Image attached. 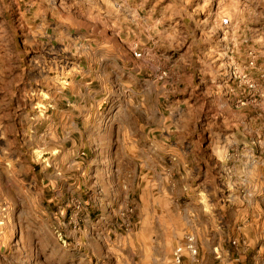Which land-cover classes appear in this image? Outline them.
Masks as SVG:
<instances>
[{"label":"rangeland","instance_id":"374dc122","mask_svg":"<svg viewBox=\"0 0 264 264\" xmlns=\"http://www.w3.org/2000/svg\"><path fill=\"white\" fill-rule=\"evenodd\" d=\"M4 143L0 264H264V0H0Z\"/></svg>","mask_w":264,"mask_h":264},{"label":"crops","instance_id":"0c3cea01","mask_svg":"<svg viewBox=\"0 0 264 264\" xmlns=\"http://www.w3.org/2000/svg\"><path fill=\"white\" fill-rule=\"evenodd\" d=\"M110 118V117H109ZM108 118V120H109ZM111 123L109 124V130H111L109 133H107V131H104V133H102L101 135V139H98V143L99 145H108V144H113L115 145V112L111 114ZM21 146H23L21 143H20ZM1 149L2 151H4L5 153H8V158H6V160H4L2 162V160L0 159V169H6L8 172L12 170V165L13 163H15V166L19 167V164H16V162H14L15 160L18 159V161H20L21 159L18 158V154L21 152L18 150L15 152V153H11V149H13V146H12V143L7 147L5 148V143L1 146ZM34 149V147H32L31 149H28L25 153H28V154H31V150ZM115 154V153H114ZM111 159H112V162L114 163V171L113 173H115V176L112 177L113 179V184L115 185V190H118L119 188L117 187H122L124 186L128 179H129V175H128V170L126 168H124V164L123 163H120L118 158L115 159V155L114 156H111ZM17 161V163H18ZM11 162V163H10ZM153 209V207H152ZM163 210L162 208H159L157 210L158 212V215H154L156 220L158 221L159 219H164L162 216H163ZM146 226L148 228H146ZM140 229V227L138 228ZM145 231L147 232V237H149V241L148 243L146 244L147 245V249L150 251V260H151V264H158L157 262V250H158V247L156 246V243H154V235L155 237L158 238V235L156 234L157 231H158V227L157 225H154V223L150 224V223H146L145 222ZM145 232V233H146ZM148 234H150L148 236ZM89 234L88 235H85V238H90V239H95L96 236L94 234V232H92V235H90L89 237ZM155 238V239H157ZM99 239V238H97ZM96 240V239H95ZM88 241V239H87ZM96 243H100L99 240L95 241ZM94 242V243H95ZM96 245V244H95ZM120 248H123L122 246H117V248L115 247V264H120V257L118 255V252L120 253ZM122 253H124L125 251H130V246L128 245L127 246V250L125 249H121ZM170 257V256H169Z\"/></svg>","mask_w":264,"mask_h":264},{"label":"built area","instance_id":"2783aa9c","mask_svg":"<svg viewBox=\"0 0 264 264\" xmlns=\"http://www.w3.org/2000/svg\"><path fill=\"white\" fill-rule=\"evenodd\" d=\"M134 54L139 56L138 53ZM185 252L190 254L192 257L197 255V246L192 235H187L184 242L174 249L172 256L173 264H182Z\"/></svg>","mask_w":264,"mask_h":264}]
</instances>
